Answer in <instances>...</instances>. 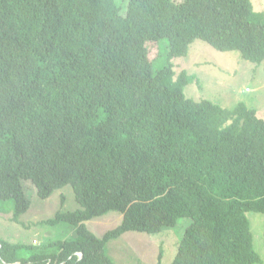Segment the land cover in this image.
Wrapping results in <instances>:
<instances>
[{"label":"trees","instance_id":"16d2710c","mask_svg":"<svg viewBox=\"0 0 264 264\" xmlns=\"http://www.w3.org/2000/svg\"><path fill=\"white\" fill-rule=\"evenodd\" d=\"M122 11L117 0H0V203L19 222L29 180L41 199L70 185L80 206L47 221L74 226L73 239L0 236V261L116 264L110 242L189 219L172 264H263L247 215L264 214V119L187 97L191 76L154 69L161 50L152 60L148 45L167 38L173 59L202 40L260 65L264 14L251 0H126ZM112 211L122 220L99 238L86 223Z\"/></svg>","mask_w":264,"mask_h":264},{"label":"rangeland","instance_id":"374dc122","mask_svg":"<svg viewBox=\"0 0 264 264\" xmlns=\"http://www.w3.org/2000/svg\"><path fill=\"white\" fill-rule=\"evenodd\" d=\"M181 1V0H178ZM254 11L264 14V0H251ZM126 13V0H117ZM150 59L161 56L153 64L154 69L173 67L176 75L186 71L192 82L185 88L187 97L199 101L211 100L227 109L245 104L255 109L264 119V62L260 65L242 59L237 51L221 52L202 40H195L186 56L169 59V40L164 38L157 43H149ZM25 194L31 205L19 222L12 221L13 202H1L0 236L12 244L41 246L55 241H68L75 237V227L64 222L49 224L58 212H74L80 208L70 185L55 191L48 199L37 195L34 184L22 181ZM64 201L62 202V199ZM254 236V247L264 264V214L249 212ZM122 215L112 211L107 215L86 223L99 238L115 228ZM189 219H180L175 228L159 234L128 232L119 239L110 242L107 251L116 264H158L159 255H163L161 264H172L177 254L180 239ZM37 243L36 245L34 243ZM23 250V248H22ZM163 253L161 254V252ZM26 255L27 251L23 250ZM0 264H6L0 261Z\"/></svg>","mask_w":264,"mask_h":264},{"label":"clouds","instance_id":"9594fccd","mask_svg":"<svg viewBox=\"0 0 264 264\" xmlns=\"http://www.w3.org/2000/svg\"><path fill=\"white\" fill-rule=\"evenodd\" d=\"M243 59V58H242ZM254 64V63H253ZM262 64V63H261ZM186 72V71H185ZM36 188V187H35ZM37 190V189H36ZM58 191V190H57ZM54 194V193H53ZM38 195V194H37ZM52 196V195H51ZM13 218V217H12ZM13 221V220H12ZM15 222V221H14ZM35 245L37 244L36 242L34 243ZM78 255V257L81 259L82 258V254L81 253H78L77 254ZM15 264H21V263H15Z\"/></svg>","mask_w":264,"mask_h":264}]
</instances>
